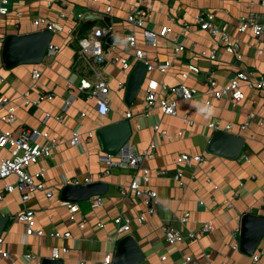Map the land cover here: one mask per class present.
<instances>
[{"label":"crops","instance_id":"0c3cea01","mask_svg":"<svg viewBox=\"0 0 264 264\" xmlns=\"http://www.w3.org/2000/svg\"><path fill=\"white\" fill-rule=\"evenodd\" d=\"M66 1L76 11H91L99 17H102L108 3L107 0ZM111 5L117 20L118 37L134 30L138 45L147 52L149 60L170 61L171 66L165 73L156 69L146 73L142 85L143 101L135 99L131 106L125 103L128 72L119 63L109 61L104 71L111 85L110 112L107 115H100L95 99L77 89H74L72 97L69 92L71 82L77 84L80 77L88 76L78 72L85 62L81 60L76 68V63L81 59L78 45L74 37H68L65 33L54 34L59 36V41L54 43L52 38V43L60 49L55 56H45L39 64H20L7 69L0 58V74L3 77L0 79V96L9 98L17 114L13 124L2 121L5 109L0 107V128L19 133L23 128L35 127L49 131L59 139V145L51 156L42 157L29 167L31 173L44 170V181L52 196L47 197L45 192L36 191L24 201L14 191L0 200V210L10 216L1 236L4 242L0 244L8 256H0V264H42L43 258L51 257L53 246L68 248V252L60 257L63 264H79L80 260L86 264H101L107 254L114 255L117 241L122 237L113 221L118 215L133 218L132 229L126 234L135 237L145 254V259L139 264H183L189 255L193 258L192 264H257L252 256L241 252L239 246L235 247L237 241L234 234L238 232L240 235L244 213L264 214V123L261 122L264 119V89H252L242 83L245 97L239 105L233 106L228 98L217 99L211 94L205 76L212 74L223 85L240 70L264 71V32L256 36L251 30L239 31L241 17L250 12L260 14L264 24V0H142L144 7H153V17L147 20L146 26L153 30L163 26L169 28L168 35L159 38L157 47L149 45L141 30L127 22V15L134 7L132 0H112ZM8 7L6 14L0 12L1 54L4 43L1 38L35 31L38 29L34 24L35 19L57 18L60 9L58 0H9ZM200 11L213 12L216 20L228 24L231 37L240 43L241 60L219 45L218 39L210 32L199 29L194 16ZM99 17L93 20L92 26L104 25V20ZM61 22L67 27L73 23L71 18ZM186 23L190 28L183 34ZM178 43L184 45L183 50L176 51ZM216 46L220 54L215 63L201 55ZM113 55L128 57L134 66L138 62L132 50L126 47L117 48ZM190 63L198 65L201 72L192 74L186 83L196 87L200 94L194 99L180 100L176 116L164 115L158 108L149 117L144 116L147 111L144 88L147 80L155 79L166 86L176 85L181 80L179 74ZM34 69L42 73L36 86L32 76ZM88 72L93 77L91 70ZM120 81L125 82V88L119 87ZM26 91L30 92L32 99L45 93H53L54 97L43 100L40 105L28 106L24 98ZM168 95L171 94L168 92ZM208 100L211 109L209 114H204L202 108ZM46 112L62 115V121L53 117L45 121ZM127 112H132L129 118L132 136L128 143L138 151L147 148L151 142L156 144L154 156L141 162L142 169H148V174H144L141 167L112 168L101 180L108 184V190L100 195L104 200L103 205L92 208L88 199L77 202L79 210L71 213L65 205L70 200L61 198L64 181L90 175L97 177L103 173L107 166L102 157L106 153L100 146L97 129L126 118ZM250 114H255V117L245 129H241L240 126L246 123ZM214 120L233 124L230 132L244 138L243 152L237 159L208 151V141L214 132L208 124ZM155 123H159L172 137L157 133L153 129ZM76 128L83 133L82 142L72 145L70 139ZM90 130L94 135L88 138L87 132ZM182 153L206 154V160L184 166L177 161ZM9 154V146L0 147V156ZM178 170L183 171V184L174 179ZM143 177L148 179L144 180ZM16 179L15 175L4 179L0 177V184L15 182ZM135 179L140 181L143 188L156 190L160 199L156 212L143 223L135 220L146 208L142 197L121 193V188L129 186ZM25 208L35 211L37 227L44 230L43 236L26 234V224L19 217ZM186 213L189 215L182 220ZM208 221L214 223V230L175 246L169 245L161 229L163 224H167L187 233L198 230ZM100 222L102 225H98ZM53 230L70 231L71 236L55 238L49 235ZM262 241L256 252L260 255V263L264 264V239ZM28 254L35 257L30 259Z\"/></svg>","mask_w":264,"mask_h":264},{"label":"built area","instance_id":"2783aa9c","mask_svg":"<svg viewBox=\"0 0 264 264\" xmlns=\"http://www.w3.org/2000/svg\"><path fill=\"white\" fill-rule=\"evenodd\" d=\"M86 2H99L100 0H85ZM107 5L102 17H99L97 13L94 12H82L76 11L74 8L69 6L66 0H58L60 5L59 15L57 18H46L39 17L34 20V24L38 28L37 30H50L55 33H65L68 37H74L78 45V54L81 60H83L89 70L94 74L92 78L80 77L79 83H72V87L69 92L74 96V89L85 94L89 98H93L96 101L97 111L100 115H107L110 112V93L111 85L110 81L104 76L106 62L119 63L123 70H126L129 75L130 71L133 69L134 65L128 57L114 56L113 52L119 47H126L132 50L133 56L138 60V62H143L147 67V72L154 69L165 73L169 70L171 64L169 60H149L147 52L139 47L138 36L134 30L126 32L121 37L116 35V18L112 9V0H107ZM134 7L131 12L127 15V22L133 27L138 28L142 32V36L145 41L153 46L157 47L159 38L166 37L169 33V28L163 26L159 30L150 29L146 26L148 19L152 18L153 7H144L142 5V0H132ZM9 0H2V5L0 7V12L6 14L9 10L8 7ZM87 14H94L96 17L89 18ZM101 18L104 20V25L91 26L88 31L82 37L78 38V29L84 23L85 20H94L96 18ZM71 18L72 25H64L61 21ZM195 24L200 30L210 32L212 36L218 39V44L223 45L224 49L234 55L238 60L242 59V54L240 52V43L235 41L229 32V27L226 22L216 20V15L213 12L200 11L194 16ZM190 25L184 24L183 34H186L189 30ZM251 30L256 36L261 35L264 32V24L262 22V16L256 12H250L249 14L242 16L240 20L239 31L245 32ZM2 43L4 39L1 38ZM217 44V45H218ZM59 46L53 44L52 41L49 43L46 56H55L59 51ZM184 49V45L178 43L176 51ZM219 50L216 46L209 52H202L201 55L207 57L212 63H215L219 59ZM0 52V58L1 56ZM201 72V68L194 64H188L187 68L183 70L179 75L181 80L178 84L173 86H166L165 84H160L155 79H148L145 91H146V107L147 111L144 116L149 117L154 109L158 108L162 114L168 116H176L178 114V104L180 100H190L196 98L200 93L199 90L194 86H189L186 81L194 75H198ZM32 76L34 79V86L36 82L41 78L42 73L38 69L32 71ZM0 79L3 77L0 74ZM145 81V80H144ZM205 82L208 84L211 94L217 98H228L233 106L239 105L240 101L244 99L245 92L243 90V85L247 84L252 89H264V71L260 73L240 70L237 72L234 78L229 79L227 83L220 85L218 81L208 74L205 76ZM125 82L120 81L119 87L125 88ZM168 92L171 95H168ZM173 95V96H172ZM53 93H45L37 98H31L30 92L26 91L24 94L25 104L28 106H37L47 99H53ZM70 104V101L67 102ZM0 107L5 109V113L1 116V120L13 124L17 119V114L15 108L10 105V100L6 96H0ZM211 109V102L208 100L204 103L202 112L204 114H209ZM132 112L126 113V118H130ZM53 117L57 121H62V115H53L50 112L45 113V121ZM187 117V116H186ZM255 117V114H250L248 120L245 124L240 126L241 129H245L249 124V121ZM264 123V119L261 120ZM209 127L214 131H227L230 132L233 129V124H222L218 120L210 122ZM153 129L162 135H166L167 138H171V134L167 130L162 128L159 123L153 124ZM88 138L93 137L94 132L92 130L87 132ZM182 134V132H180ZM83 133L79 128H76L72 132V138L70 139V144L77 145L82 142ZM59 145V139L53 136L49 131L41 130L35 127L23 128L21 132L15 133L10 129L0 128V147L9 146L10 154L7 156H0V177L7 178L9 176L15 175V182H5L0 184V200L4 199L7 193L17 191L22 200L26 201L30 198V195L36 191L45 192L47 197L52 196V191L49 190L45 184L44 177L45 172L40 169L34 173L29 171V167L35 164L42 157L51 156L57 146ZM156 144L151 142L149 146L142 151H138L134 145L127 143L116 155L104 154L102 159L106 164V169L103 173H99L97 177L93 175L86 176L83 179L74 178L72 180L66 179L64 181L65 185H85L95 181H101L104 176L110 173L111 169L114 167L123 168H140L142 169L141 162L145 159H151L155 154ZM206 160V154H188L182 153L178 156V163L184 166H192L195 164H200ZM144 174H148V169H142ZM164 173V171L162 172ZM147 180V177H143ZM174 179L179 183L183 184V171L178 170L174 174ZM121 193L125 196L136 195L142 197L145 203V210L141 214L135 217V220L139 223H143L147 220L148 216L153 215L156 212V207L160 203L158 192L152 189H145L141 186L138 179H135L129 186H123L121 188ZM238 194V192L236 193ZM90 203L92 208L100 207L103 205V197L93 196L90 198ZM67 209L71 212H77L79 210V204L77 202H65ZM189 214H184L181 218L185 220ZM20 219L26 224V234L27 235H37L43 236L44 230L37 227V222L35 218V211L33 209L25 208L20 214ZM114 224L117 227V232L119 235L123 236L130 232L132 229L133 218L118 215L114 218ZM98 225H102L100 222ZM84 226V225H81ZM162 231L165 234L166 240L169 245L175 246L181 242L191 239H198L204 233L210 232L215 229V225L212 221L204 222L198 230H190L187 233L177 229L172 225L163 224L161 226ZM50 236L55 238L60 237H70V231H59L53 230L49 233ZM236 239L235 247L239 246V233L234 234ZM4 242L3 237H0V244ZM263 242V241H262ZM68 252L67 247L53 246L51 252V258L60 259L63 253ZM0 256L7 257L8 252L0 247ZM253 261L257 264L260 263V255L255 252L251 255ZM30 259L35 256L33 254H28ZM113 254H107L101 264H113ZM192 256H186L183 264H192ZM79 264H86L84 260H80ZM219 264H227L226 262H221Z\"/></svg>","mask_w":264,"mask_h":264},{"label":"water","instance_id":"95a60500","mask_svg":"<svg viewBox=\"0 0 264 264\" xmlns=\"http://www.w3.org/2000/svg\"><path fill=\"white\" fill-rule=\"evenodd\" d=\"M94 18L96 15L87 14ZM54 34L50 30H35L28 33L10 34L5 37L2 46V60L5 68L11 69L20 64H39L46 56L49 43ZM81 59L76 63V68ZM147 67L137 62L130 71L124 95L125 103L131 106L144 83ZM96 135L102 150L106 154L116 155L130 140L132 126L130 119L104 125L97 129ZM244 138L236 133L214 131L208 141L207 149L229 159H237L243 152ZM108 184L95 181L85 185H65L61 190V198L80 202L93 196L104 194ZM9 215L0 210V237L5 231ZM264 239V214L244 213L241 217L239 248L246 255H253ZM145 259L140 245L132 234L123 235L118 241L114 252L113 264H139ZM42 264H63L62 259L45 257Z\"/></svg>","mask_w":264,"mask_h":264},{"label":"rangeland","instance_id":"374dc122","mask_svg":"<svg viewBox=\"0 0 264 264\" xmlns=\"http://www.w3.org/2000/svg\"><path fill=\"white\" fill-rule=\"evenodd\" d=\"M59 41V36L58 35H54L53 37V42L57 43ZM89 69L85 64H82L80 69L78 70L79 73H83L84 75L88 76V78H92L91 75L89 74ZM146 85H144L145 88ZM144 100V91L143 88L140 89V91L138 92L137 96H136V101H143Z\"/></svg>","mask_w":264,"mask_h":264},{"label":"trees","instance_id":"16d2710c","mask_svg":"<svg viewBox=\"0 0 264 264\" xmlns=\"http://www.w3.org/2000/svg\"><path fill=\"white\" fill-rule=\"evenodd\" d=\"M93 20H85L84 23L78 29V38L85 35L88 29L93 25ZM76 59H78V54L76 55Z\"/></svg>","mask_w":264,"mask_h":264}]
</instances>
